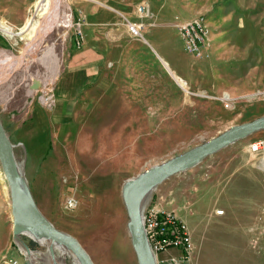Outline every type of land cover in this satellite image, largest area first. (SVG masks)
I'll list each match as a JSON object with an SVG mask.
<instances>
[{
  "label": "rangeland",
  "instance_id": "1",
  "mask_svg": "<svg viewBox=\"0 0 264 264\" xmlns=\"http://www.w3.org/2000/svg\"><path fill=\"white\" fill-rule=\"evenodd\" d=\"M61 1L71 26L52 27L34 60L27 55L0 74V122L31 193L45 202L47 219L76 237L94 264H137L123 181L264 114V0H227L224 20L208 28L211 58L179 54L182 70L170 68L186 89L145 36L128 34L126 24L136 18L122 0ZM46 2L0 0V56L23 53L31 38L17 29L27 18L39 22L45 13L40 4ZM7 24L17 32L8 33ZM83 63L93 72L77 87L74 70ZM34 79L41 84L31 89ZM63 91L69 97L60 94L58 100ZM42 94L52 95L53 102L44 104ZM57 100L65 103L64 117L55 122L48 114ZM1 176L0 168V264H10L25 258L13 240ZM68 194L78 200L73 209L63 207ZM147 199L173 208L187 225L192 243L187 264H264V130L169 177ZM21 238L30 249L49 253L27 235ZM55 255L65 264L74 259L69 252Z\"/></svg>",
  "mask_w": 264,
  "mask_h": 264
},
{
  "label": "water",
  "instance_id": "2",
  "mask_svg": "<svg viewBox=\"0 0 264 264\" xmlns=\"http://www.w3.org/2000/svg\"><path fill=\"white\" fill-rule=\"evenodd\" d=\"M40 84L38 79H34L30 88L36 89ZM261 130H264V114L252 120L234 124L206 141L167 160L153 164L123 181L121 198L128 216L126 227L137 264H156L155 255L150 249L143 228L141 205L144 199L169 177L196 166L206 157ZM13 146L0 122V168L5 177L10 198L12 236L23 253L25 262L32 264L35 261L30 262L33 254L21 235H27L39 244L45 245L51 257L50 264H59L55 255V250L60 251L59 249L69 251L80 264H94L76 237L57 229L40 211L23 169L20 171L19 164L15 160Z\"/></svg>",
  "mask_w": 264,
  "mask_h": 264
},
{
  "label": "built area",
  "instance_id": "3",
  "mask_svg": "<svg viewBox=\"0 0 264 264\" xmlns=\"http://www.w3.org/2000/svg\"><path fill=\"white\" fill-rule=\"evenodd\" d=\"M136 13L141 17H148L150 8L147 2H138ZM126 26L130 36L144 39V24L142 22H128ZM178 30L185 52L196 58L210 57L209 29L202 16L180 23ZM78 34L81 36L80 31H78ZM41 97L46 105H50L53 102V96L50 94H42ZM221 99L226 100L224 102L225 106H227V95L224 94ZM252 149H257V145H252ZM77 204L78 200L73 194L66 195L63 200L65 209H73ZM143 228L150 249L155 255L156 264L188 263L192 249L191 236L187 225L177 216L173 208H159L148 201L143 210ZM167 250H176L179 253L176 255L169 254L164 258L158 257ZM31 251L33 257L30 258V262L35 261L32 264H50L43 258L44 252L37 249H31ZM9 262L10 264H27L25 261H18L17 259H11Z\"/></svg>",
  "mask_w": 264,
  "mask_h": 264
},
{
  "label": "crops",
  "instance_id": "4",
  "mask_svg": "<svg viewBox=\"0 0 264 264\" xmlns=\"http://www.w3.org/2000/svg\"><path fill=\"white\" fill-rule=\"evenodd\" d=\"M141 1H145L149 5L150 15L148 17H141L137 15V13L134 14L133 12L135 4ZM227 3V0H122L123 8L125 11H127L129 17H131V19L136 18V20L134 21L142 22L144 24L143 35L147 39L148 43L154 47L156 55L158 56L168 73L172 75L175 80V77H177L184 82L185 80L179 76H176V74H174L171 69L175 68L177 70H182L181 66L178 63V56L179 54H186L183 49V43L178 30L179 24L192 18L202 16L205 20L206 25L208 26V28H210V26L215 24V22L224 20L222 14L225 12ZM211 53L213 54V52H210V54ZM96 56L97 55H95L94 57ZM82 59L85 60V58ZM71 61L75 62L76 58H73ZM70 65H68V67ZM82 66H85L84 63L79 67V69L74 70V77H76L78 81L77 87L86 83L88 81V76H90V74H92L93 72L92 70H88L89 68ZM65 93V91L59 93L58 100L61 99V95H66L65 97L68 98L69 94ZM58 100L53 106L52 111L48 114L49 119L55 122L63 119L64 117L63 107L65 103H63L64 101ZM43 173L44 176L46 174L47 176L48 174H50L49 170H47V167H44ZM46 180L47 177H44V181L42 184H44ZM47 184L48 181L45 183L44 187H46ZM32 196L40 211L46 216V210L42 207L45 202L35 199L36 197L34 194H32ZM178 253V251L172 250L169 252L161 253L160 257L164 258L169 254L176 255Z\"/></svg>",
  "mask_w": 264,
  "mask_h": 264
},
{
  "label": "bare ground",
  "instance_id": "5",
  "mask_svg": "<svg viewBox=\"0 0 264 264\" xmlns=\"http://www.w3.org/2000/svg\"><path fill=\"white\" fill-rule=\"evenodd\" d=\"M42 9L45 10V13L43 15V17L40 19L39 22H36L35 24H31L30 20L27 18L25 20V22L20 25L17 29L18 33L21 32H28V36H30L31 39H29V41H27V45L25 50L23 51L22 54H19L17 56H9L7 55V53H3L2 56H0V74L3 75L4 73H9L11 72L13 69H15L16 67H18L21 62L23 61V59L27 56V55H31V57L28 59V61L30 60H34L35 56L32 55L35 53V50L39 44V41L41 40V38H43L47 32L54 26H65V27H69L71 26L72 22H71V14L66 11V6L65 4L61 1V0H47L46 3H42L40 4ZM43 13V12H42ZM7 32L10 34H15V30L13 25L11 24H7L6 26ZM50 53H53V46L51 45L48 48ZM14 54V53H13ZM11 59V60H10ZM10 61V62H9ZM177 82L179 83V85L181 87L185 88V82L183 80H181L180 78L175 77ZM52 80V79H51ZM82 103V102H81ZM20 168V171L22 168V166L19 164L18 165ZM4 176H1V179H3V185H4V193L6 194V196L8 195L7 192V185H6V180L4 179ZM5 180V181H4ZM149 196V195H148ZM148 196L144 199L141 208L142 211L145 207V205L147 204V202L149 201ZM147 200V202H146ZM146 202V203H145ZM9 206H11L10 201H8ZM60 253H65L67 250L65 249H59ZM69 252V251H67ZM70 253V252H69ZM71 254V253H70ZM72 255V254H71ZM73 256V262L72 264H80L78 262V260L75 258L74 255ZM43 258L51 263V257L48 254L44 255ZM57 262L59 264H65L63 261L58 260Z\"/></svg>",
  "mask_w": 264,
  "mask_h": 264
}]
</instances>
